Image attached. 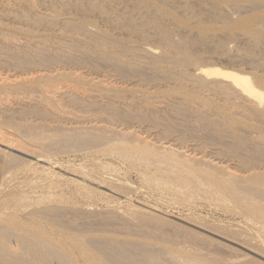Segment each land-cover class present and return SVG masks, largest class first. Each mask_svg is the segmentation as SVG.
<instances>
[{
  "label": "bare ground",
  "instance_id": "bare-ground-1",
  "mask_svg": "<svg viewBox=\"0 0 264 264\" xmlns=\"http://www.w3.org/2000/svg\"><path fill=\"white\" fill-rule=\"evenodd\" d=\"M133 1L137 12L113 18L110 11L118 3L106 0H0V264H264V76L196 66L188 47L171 39L164 12L150 0ZM227 1L215 0L216 10L224 9ZM244 5L239 1L234 7ZM257 5L264 7V0L248 8ZM87 14L113 31L143 35L144 28H151L167 51L133 49L92 25ZM249 23L238 15L230 28L250 30ZM260 24L264 27V17ZM251 41L256 45L258 38ZM241 56L248 59L238 53L232 57L241 62ZM247 61L264 69L261 60ZM184 66L195 67L196 74L173 72ZM100 68L111 74L98 79L77 73L86 69L98 74ZM168 82L174 86L164 93L171 94L161 93ZM147 83L156 90L145 89ZM67 121L72 125L62 123ZM135 125H145L146 136L158 142L139 137L143 135L131 130ZM200 131L203 136H198ZM189 139L197 140L198 151L215 147L209 149L212 156L235 161L239 174L225 168L228 160L223 167L211 154L206 153L213 161L185 155L178 145ZM162 140L174 141L178 149ZM100 144L105 147L98 152L136 169L143 184L168 206L194 207L193 200L199 198L209 207L242 215L244 224L227 227L220 222L207 225L201 218H176L188 225H178L177 231L192 245L156 251L150 243L104 235V229L117 226L116 219L132 229L171 221L164 212L160 216L158 209L147 210L141 203L146 210L139 208L131 199L123 210L116 199L132 188L125 176L109 174V164L92 160L75 169L53 158L55 152ZM27 189H40L39 200L48 201L56 196L54 190L68 189L71 206L25 213ZM96 201L104 202L105 210L97 209ZM40 214L50 218L49 227L41 224ZM90 224L103 228L94 231L102 237L84 238ZM243 230L259 234V240L242 238Z\"/></svg>",
  "mask_w": 264,
  "mask_h": 264
},
{
  "label": "rangeland",
  "instance_id": "rangeland-1",
  "mask_svg": "<svg viewBox=\"0 0 264 264\" xmlns=\"http://www.w3.org/2000/svg\"><path fill=\"white\" fill-rule=\"evenodd\" d=\"M106 1L110 2L112 5H114L116 2L118 3L117 9L110 11L111 17L113 18L120 17L122 14L125 13L138 11V8H134V9L132 8V3L136 4V2L133 0L132 3L129 2L128 0H106ZM150 1L153 2L158 9L164 12L163 25L168 31L171 39H173L174 41L181 42L188 47L192 59L196 60L197 63L196 66L205 69L216 67V68H226L235 71H244L246 73L254 72L264 76V69L252 67L249 65V62L247 61L249 60V58H254V59L256 58L257 60H261L264 62V27H262L261 24L258 25V21L262 20V18L264 17V7L257 5L248 8V4H250V6L253 4H261L263 3V0H228L226 2V5L224 6V9L222 10H219V8L216 10L215 7L217 5L214 4L215 0H150ZM239 1L243 2L246 5V7H244L245 6L244 5L243 6L244 8H239V9L235 8L234 5ZM43 7L44 6L40 5L38 9L43 11L44 10ZM238 15L249 18L250 20L249 24L251 26L250 30L230 28L235 23V19L237 18ZM85 18L92 25H95L96 27L108 32L116 40L129 42L133 46L132 47L133 49L141 46H150V47L158 48L159 51H167L165 44L162 41H160L159 38H157L156 32L151 28L146 27L144 28L143 35H136L128 31L127 32L113 31L108 24L102 22L99 18H97L93 14H87ZM257 18H259V20H257ZM4 21L12 26H19L17 24H14L13 22L6 20ZM230 32L232 33V35H230L231 34ZM249 37L250 38L252 37V39L258 38V43H256V45H254L252 41L249 43L248 42V40L250 39ZM227 52L230 57H226ZM237 53L238 55L242 54L243 57L245 55V58L248 59L245 60L241 56L242 59L240 60L243 61L244 59V61L248 62V64L244 63V61L238 62V59L237 61L234 60L233 59L234 57L232 56L233 55L235 56V54L237 55ZM100 69L101 71L98 74H96V72L88 71L86 69H79L77 73H89L90 77L88 78L98 77V79H105L106 76L111 74L108 68H100ZM179 71H183L188 77L193 76L197 72L196 68L193 66H184L182 68L178 67L177 69L173 70V72H179ZM135 84L137 85L136 82L133 83V85ZM186 85H187L186 88L190 89L191 83H186ZM130 86L131 85H129V87ZM143 86L145 89L151 92L156 90V88H154L153 83H147ZM172 86H174L172 82L163 83L160 92L163 94H171L168 92L164 93V91L167 87H172ZM135 87L136 86H134L133 88L138 90L140 88V86L139 88L138 87L135 88ZM80 120L81 119H79L78 121L79 122L83 121ZM73 121L75 122V120ZM62 123L66 126L72 125L71 122L69 121ZM131 130L139 132L143 135L139 137H143V138L147 137L149 138L148 140L150 141L151 139H153L152 141L153 143H156V141L158 142L155 136H146L147 127L145 125L144 127L135 125L134 127H132ZM199 134L200 135L198 136H203L202 131H200ZM189 140H193V139H189ZM189 140H187L188 142L184 143V145L186 144L185 146L178 145V147H181L180 150L184 151V154L186 153L189 156H196V158L197 155L198 156L201 155V157L199 158L202 159L204 158L206 159L209 157L206 160H211L212 158L214 160V158L216 157L215 158L216 160H214L215 163L221 162L220 165L222 164L224 166L228 165L229 168L227 166L225 168H227L230 171L231 169L234 170L235 167H237L235 161L233 160L230 161V159L228 160V158L226 159L223 158L225 160H222V158H220L221 160L219 161V158L216 155L215 157H213L212 155L214 154L213 153V151H215L214 149H216L215 147L212 146L206 147L205 150H207L208 148V151L204 150L205 152L204 153L203 151L200 150L201 151L200 152L198 151L199 147L197 146L198 144L197 140L194 139L192 142L191 141L189 142ZM163 142L166 143L164 145H167L169 143L170 145H172L173 148L178 149L177 144L174 143V141L169 142V140H162V142L159 143H163ZM195 142L197 144H195ZM192 144L194 145V148L192 147L193 146ZM104 147L105 144H100L93 149H87L83 151L66 152V153L55 152L53 158L56 159L59 162V164L62 165V167L68 166L75 169L79 167L87 166L92 160L95 161L96 163H101L104 165L109 164L108 166L109 168L111 167L110 169L112 170V173L109 174H113V175L116 174V176L118 175V177L120 178H124L125 176L124 179L127 181L129 187L132 188L130 189L132 191L128 193L129 195L128 194L125 196L122 195L123 197H125V199L123 197L117 198L116 197L117 195L116 196L114 195L115 198H117L116 200H118V202L122 201L121 203L123 204L121 203L120 204L123 206L122 207L124 208L123 210H125L129 206L127 204L130 203L135 206H138L139 208L146 205L147 210L150 209L152 210L151 207L158 209L160 213L157 214L160 216H163V214L161 215V211L164 212L165 215L163 217L168 218L171 221L170 223L165 224L162 227L161 226L153 227V225L150 224L148 226H141L138 227L137 229L136 228L132 229L126 226L124 227L119 225L122 223L121 221H123V219H116L114 223L117 226L104 229L105 232L108 231L104 235L107 236L110 235L112 237H116L118 239H123V240L130 239L140 243H150L151 245H153L151 246V248L156 251L158 249L161 250L163 247L174 249V247L181 248V247H189L192 245L190 241L185 240L186 238H184L185 235L183 233L177 231L178 225H181L180 227L182 228L188 227V225L185 224L184 222H180L176 220V218L182 220L184 219L186 220V222H187V218L188 220L192 219V220H196L197 222H201L199 220L201 218L203 219L202 222H205L207 225H213L215 224V222H220L221 224L226 225L227 227H236L244 224V219L242 215H236L235 213L224 212L212 205H210L209 207L207 204H204V201L202 202V200L199 198H197L198 201L193 200L195 206L190 207L191 210L190 208L188 207L186 208L185 206H178V205L168 206L166 203H164L162 198H158L155 193L150 191V189L143 184L142 180L139 178L136 169L131 168L132 170H130V167L127 166L126 162H124L121 159L119 160V158L116 159L114 155L109 156L110 154H103L102 152H98ZM190 147H192L193 149ZM210 148L211 150L213 149V151L210 150L211 151L210 152L209 151ZM197 151L202 154L204 153L206 157L202 154H199ZM206 153L208 155L211 154L210 155L212 156L211 159L210 156H208ZM227 160L229 161V164ZM225 161L227 162L225 163ZM125 164L126 166L124 167ZM125 169L128 172H126ZM233 170H232L233 173L239 174L237 170L234 171ZM79 182L87 184L92 188H98L94 185H91L83 181H79ZM27 191L28 193L26 194V196L28 198H26L25 203H23L25 204V208H24L25 213L31 211L34 212L41 211L46 206L59 207L63 209H66L71 206L69 198L72 197L71 196L72 193L69 192L68 189H62L59 191L54 190V194H56V196L52 197L51 200L49 201L44 199L39 200L38 197L41 192L40 189H27ZM129 199H131L130 203H128ZM124 201L126 202V204ZM135 202L139 204L141 203L143 205L142 206L141 204L137 205ZM95 204H96L95 207L101 211L105 210L106 208L105 206L106 204L102 201L99 202L96 201ZM147 206L150 207L148 208ZM144 207H142V209ZM166 214L168 215L167 217ZM123 216L127 217L124 213ZM81 221L82 220H80V222ZM40 222L42 225L46 227H49L51 225L50 218L43 216L41 214H40ZM86 226L88 228V233L84 234V238L89 240L91 238L102 237V234L99 235L94 234V231L99 229L102 230L103 229L102 227L93 224ZM242 233H243V235L241 236L242 238L249 239L252 242L253 239L259 240L260 238L259 234H255L254 232H249L247 230H243ZM160 241H167V243L163 244ZM208 249L214 252V248L212 249L208 248ZM202 252H205V250H202ZM160 255L164 258L169 257V255H164V254H160ZM252 256L254 257V255ZM257 258L258 257H256V259ZM259 260H261V258Z\"/></svg>",
  "mask_w": 264,
  "mask_h": 264
}]
</instances>
